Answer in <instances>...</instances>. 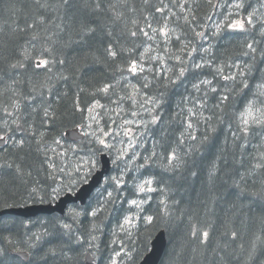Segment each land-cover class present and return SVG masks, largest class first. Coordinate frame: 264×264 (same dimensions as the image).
<instances>
[{"label":"trees","instance_id":"16d2710c","mask_svg":"<svg viewBox=\"0 0 264 264\" xmlns=\"http://www.w3.org/2000/svg\"><path fill=\"white\" fill-rule=\"evenodd\" d=\"M240 1L241 17L254 13L257 0ZM233 3L0 0V210L83 183L68 155L97 158L102 147L62 133L83 128L95 104L115 127L135 116V142L147 135L131 171L112 166L84 206L1 216L0 264H83L87 253L138 264L161 229L159 264H264V153L253 149L264 126H241L264 94V8L238 28L223 16ZM146 179L152 189L138 192Z\"/></svg>","mask_w":264,"mask_h":264},{"label":"rangeland","instance_id":"374dc122","mask_svg":"<svg viewBox=\"0 0 264 264\" xmlns=\"http://www.w3.org/2000/svg\"><path fill=\"white\" fill-rule=\"evenodd\" d=\"M230 2H234L233 5H227L223 16H227L230 20L234 21V25L238 28L244 25L246 22H253L262 17L261 13L258 12L256 9L262 10L264 8L263 0H257L252 4V8L255 9L254 13H250V15L246 18L241 17V10H242V2H235L236 0H229ZM254 15V16H251ZM264 23V22H263ZM263 27H260L262 29ZM35 61L41 60L37 59ZM235 73V71H234ZM209 85V83H208ZM261 93V92H260ZM154 101L153 99L149 98L146 100L148 106L149 104ZM90 111V116L88 122H86L85 126L82 128V131L89 137V139L97 140V144L102 147V152H105L107 156H111V167L117 169V172H127L126 175L131 171H128V166H131L136 161L137 157L139 156L138 149L140 147H145L146 144L144 143L147 135H142L141 132L139 133L140 143L135 142L133 140L135 131H133V125H138V120L135 116L122 118L120 117L121 121H125L120 127L116 126L114 122H112L113 116L110 115L111 112L105 113L104 107L95 106L92 107ZM117 112H121L125 114V110L122 107L116 108ZM242 121L241 126H264V94H258L257 97L248 105L246 110L242 113ZM106 122V123H105ZM81 131V130H80ZM81 131V132H82ZM82 132V133H83ZM259 138L261 140L260 144H256L253 147L254 150L258 149L261 153H264V128H260L258 132ZM3 137H0V139ZM93 143V141L89 142L88 144ZM78 148V147H77ZM152 148V147H151ZM58 147L53 146L52 152H56ZM81 152V149H78ZM151 150V149H150ZM99 153V152H98ZM98 155V154H97ZM256 156V153H254ZM69 158H74L76 161V165L78 168L82 170L83 173V183L89 179V177L97 170L98 165V157L95 158L91 156V152L87 151L84 152V155H78L72 151L68 155ZM176 160L174 155L170 156L169 162H173ZM113 161V162H112ZM142 169V167L140 168ZM81 185V184H80ZM138 189V192H147V190L152 189V181L151 180H144L143 182L135 184ZM97 195V194H96ZM140 201L138 202V204ZM73 211V210H71ZM132 219L127 220L126 224H132ZM113 264H116L113 263ZM121 264V262H120Z\"/></svg>","mask_w":264,"mask_h":264},{"label":"water","instance_id":"95a60500","mask_svg":"<svg viewBox=\"0 0 264 264\" xmlns=\"http://www.w3.org/2000/svg\"><path fill=\"white\" fill-rule=\"evenodd\" d=\"M64 137L67 141L77 142L83 139V135L78 132L77 128L66 130ZM5 143V138L0 139V147H3ZM100 168L90 177L86 184L80 186L74 193H65L54 203L49 204H27L23 207H13L4 208L0 211L1 216L9 215L16 216L22 219L35 218L38 215L50 216V214L57 213L58 215H63L68 205L78 203L81 206L86 204L87 199L92 195V193L101 184L102 179L105 175L110 172V159L105 154L99 155ZM150 250L147 254L140 260L138 264H158L162 259L163 252L166 246L165 233L161 230L157 233L151 240ZM13 257H17L22 261L26 262L28 260V254L22 251H8ZM84 264H94L93 257L90 254L85 255Z\"/></svg>","mask_w":264,"mask_h":264},{"label":"bare ground","instance_id":"6f19581e","mask_svg":"<svg viewBox=\"0 0 264 264\" xmlns=\"http://www.w3.org/2000/svg\"><path fill=\"white\" fill-rule=\"evenodd\" d=\"M5 135H6V134H5ZM112 162H113V161H112ZM0 211H1V210H0ZM63 216H64V215H63ZM161 230H163V231L165 232V230H164V229H161ZM161 230H160V231H161ZM165 236H166V233H165ZM166 245H167V243H166ZM165 248H166V246H165ZM164 250H165V249H164Z\"/></svg>","mask_w":264,"mask_h":264},{"label":"snow or ice","instance_id":"6c2138e0","mask_svg":"<svg viewBox=\"0 0 264 264\" xmlns=\"http://www.w3.org/2000/svg\"><path fill=\"white\" fill-rule=\"evenodd\" d=\"M207 235V233H205V236Z\"/></svg>","mask_w":264,"mask_h":264}]
</instances>
